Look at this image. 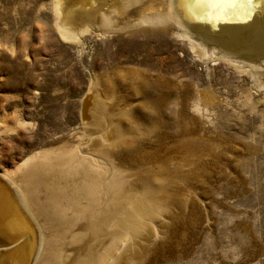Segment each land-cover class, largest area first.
I'll return each instance as SVG.
<instances>
[{"label":"rangeland","instance_id":"374dc122","mask_svg":"<svg viewBox=\"0 0 264 264\" xmlns=\"http://www.w3.org/2000/svg\"><path fill=\"white\" fill-rule=\"evenodd\" d=\"M165 2L75 41L54 0H0V184L23 203L7 171L55 156L102 186L66 264H264V35H201Z\"/></svg>","mask_w":264,"mask_h":264},{"label":"bare ground","instance_id":"6f19581e","mask_svg":"<svg viewBox=\"0 0 264 264\" xmlns=\"http://www.w3.org/2000/svg\"><path fill=\"white\" fill-rule=\"evenodd\" d=\"M142 1L54 0L56 24L64 38L75 41L86 32L109 34L114 30L111 25L115 20L113 15L129 17L130 7ZM163 2L180 25L201 35L209 37L211 31H218L222 38H226L225 41L231 43V38L252 35L258 46L264 35V25L257 17L260 0H252L251 3L236 0L212 6L200 0ZM144 15L138 18L141 22L148 20ZM94 84H99L97 79ZM57 159L52 156L51 160H39L37 156H30L7 171L6 175L19 191L24 204L18 202L7 185L0 184V232L8 238L7 244L0 243V264H29L31 261L32 264H66L64 242L83 248L88 240L86 236L90 234H82L72 228L82 220V214L98 211L96 217L102 220L104 213L100 208L104 199L102 186L95 179L97 174L79 161ZM61 220V226L66 224L69 228L59 233L55 228ZM96 220L90 223L93 232L98 225Z\"/></svg>","mask_w":264,"mask_h":264},{"label":"snow or ice","instance_id":"6c2138e0","mask_svg":"<svg viewBox=\"0 0 264 264\" xmlns=\"http://www.w3.org/2000/svg\"><path fill=\"white\" fill-rule=\"evenodd\" d=\"M200 2L206 3L209 6H212V5L218 4L220 2H232V3H234V2H236V0H200ZM245 2L251 3L252 0H245Z\"/></svg>","mask_w":264,"mask_h":264}]
</instances>
